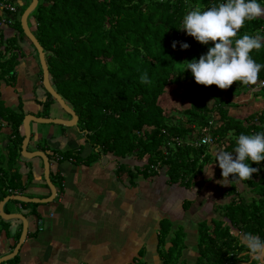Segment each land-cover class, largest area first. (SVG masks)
I'll list each match as a JSON object with an SVG mask.
<instances>
[{
	"label": "trees",
	"instance_id": "trees-1",
	"mask_svg": "<svg viewBox=\"0 0 264 264\" xmlns=\"http://www.w3.org/2000/svg\"><path fill=\"white\" fill-rule=\"evenodd\" d=\"M225 2L39 1L29 18L32 16L36 21L35 34L44 46L54 87L79 115L78 126L91 147V154L86 159L82 153L83 161L91 163L88 159L94 153L100 157L108 154L116 160L118 171L129 175L133 186L137 185L138 177L154 180L165 175L168 185L202 190L205 174L215 162L214 147L233 152L241 134L264 132V108L245 117H237L231 112L238 106L233 98L243 92H254L256 97L264 100V86H258L264 80V68L255 85L234 82L228 89L198 84L190 69L182 71L187 61H198L214 46L212 42L202 44L188 35L182 29L184 16L197 6L205 11ZM257 2L264 6V0ZM29 3L18 6L13 23L27 39L21 15ZM46 30L50 34L47 35ZM2 32L0 29V78L7 80L16 75L15 66L21 53L13 54L10 48L20 46V38L16 35L6 37ZM257 34L264 36V16L246 20L233 40ZM174 41L177 42L175 47ZM181 43H187L189 47L183 49ZM32 47L37 52L36 47ZM250 56L264 64V47L253 49ZM145 72L150 84L140 82ZM175 82L190 84L186 94L189 106L179 115H168L159 102ZM46 92L48 96L40 98V94L35 98L43 107L39 116H49L56 100ZM1 106L0 101V130L4 121L12 127L16 134L12 151L20 153L24 138L20 128L25 113L22 110L6 111ZM207 133L214 142L199 145L198 141ZM93 134L101 135L93 138ZM2 160L0 156V176L4 175L0 182L5 184L13 175L9 169L14 161L10 163L11 158H7L8 168L3 170ZM247 163L251 164V161ZM251 166L259 169L251 180L238 183L230 175L224 192L229 200L219 206V217L198 221L197 264H258L249 252L244 253L248 250L241 244L238 232H232L235 228L264 240V161ZM250 192L252 195L248 194ZM193 202L186 198L184 210H189ZM32 205L37 207L38 203ZM159 227L162 264H189L182 257L187 247L184 225L176 226L170 218H164ZM138 264L147 263L139 261Z\"/></svg>",
	"mask_w": 264,
	"mask_h": 264
},
{
	"label": "crops",
	"instance_id": "crops-1",
	"mask_svg": "<svg viewBox=\"0 0 264 264\" xmlns=\"http://www.w3.org/2000/svg\"><path fill=\"white\" fill-rule=\"evenodd\" d=\"M19 1L20 5L31 2ZM4 16L5 11L0 7V20ZM13 17L16 18V14ZM30 23L31 28L36 31L35 19H30ZM0 27L4 36L19 37L21 47L19 62L15 66L17 82L9 85L4 79L0 81V101L6 107L39 116L43 109L35 101V92L41 91L39 61L29 40L21 36L16 26L3 24ZM27 63L31 65L29 70L26 68ZM4 122L0 130L3 170L8 168L7 158H11L10 163L14 162L9 169L13 173L12 177L5 184L0 182V202L13 194L33 198L49 196L51 189L44 176L42 158H25L12 151V140L16 139V134ZM41 128V124L33 122L28 149L43 150L51 155V179L57 184L54 183L58 195L52 202L38 203L37 207L32 205L36 202L31 201L9 199L5 203L4 210L5 214H9L8 217L12 213H20L25 219H9L0 214V258L18 248L14 257L0 264H138L139 261L162 264L159 254V226L164 218H170L176 226H185L187 247L182 257L189 264L198 262V223L197 227L195 224L191 226V222L183 224L179 220L176 223V215L180 216L184 210V200L192 199L191 196L182 200L181 209H176V205L172 209L164 206L165 212L161 213L157 206L159 201L152 203L156 199L157 188L153 197L151 196V184L154 182L157 185V178L160 177L154 180L138 177L137 185L133 186L129 175L118 171L116 160L112 161L109 157L106 162L102 160V156L99 161L91 164L83 161L91 151L87 142L82 143V137L85 141L86 134L79 133L76 128L66 127L61 130L55 126L49 127L47 134H39ZM20 131L24 135L23 125ZM83 144L87 146L83 153L85 159L82 158L80 149ZM60 155L63 156L62 159L59 158ZM21 156L25 160L21 161ZM163 176L166 181V176ZM165 185L168 184L165 182ZM145 192L147 195H143ZM193 200L195 202L194 198ZM194 202L189 209L191 214L195 213ZM39 220L42 221L41 224L38 223ZM24 221L28 223V233L25 240L20 242ZM186 224L190 227L187 228Z\"/></svg>",
	"mask_w": 264,
	"mask_h": 264
},
{
	"label": "clouds",
	"instance_id": "clouds-1",
	"mask_svg": "<svg viewBox=\"0 0 264 264\" xmlns=\"http://www.w3.org/2000/svg\"><path fill=\"white\" fill-rule=\"evenodd\" d=\"M16 8L18 11V7ZM17 11L12 14L13 21L7 24L14 23L16 18L13 16ZM5 14L7 15L6 11ZM261 16H264V6L257 0H226L225 3L214 5L205 11H201L199 6L195 7L184 16L182 29L198 42H212L214 46L201 55L198 61H187L182 71L190 69L195 82L204 86L216 85L220 89H228L234 82L255 85L264 64L257 63L250 53L253 49L264 47V36L244 35L235 41L233 38L246 20ZM176 43L173 42V47ZM181 47L187 49L189 45L181 43ZM140 82L151 83L146 72L141 75ZM248 160L251 164L264 161V132L241 134L233 152L221 150L216 153L223 180H228L230 175L238 183L251 180L253 173H257L259 169L247 163ZM240 242L253 260L264 264V240L251 233H243Z\"/></svg>",
	"mask_w": 264,
	"mask_h": 264
},
{
	"label": "rangeland",
	"instance_id": "rangeland-1",
	"mask_svg": "<svg viewBox=\"0 0 264 264\" xmlns=\"http://www.w3.org/2000/svg\"><path fill=\"white\" fill-rule=\"evenodd\" d=\"M8 2L13 3L15 5V7H18L20 5L19 0H8ZM34 11L35 10H33L32 13H34ZM31 18H33V17L31 16ZM45 33L47 35L50 34V33H48L47 30L45 31ZM54 34L55 33H53V35ZM29 42H31V41H29ZM30 44H32V42ZM20 48H21L20 46H18V47L12 46V48H10V50L12 51L13 54L16 53L19 55L20 54ZM32 49H33V52H34L36 59L39 61L38 64H39V68H40L39 71H40V75H41L42 74V68H41V64H40V60H39V54L37 55L38 52H36V50H34L35 48L32 47ZM26 68L29 70L31 68V65L29 63H27ZM50 76H51V74H50ZM51 78H52V76H51ZM0 79L2 80V79H4V77H1ZM4 80H6V79H4ZM6 82L9 85H11V83H16L17 82V74L13 78H8L6 80ZM189 85H190L189 83H185V82H183V83L175 82V83L171 84L167 88L166 93L164 95H162L159 103L162 105V107L164 108L165 112L168 115H173V114L179 115L185 108H187L189 106V101H188V98L186 96ZM253 93L254 92H243L242 94L234 97L233 98L234 102H237L238 106L233 107V109L231 110L232 114H235L237 117H239V116L245 117L252 112H255V111H258V110H261L262 108H264V100L259 99ZM40 94H43L44 96H46V94H47L43 85H41V91L40 92H35V98H36V96H38ZM47 96H48V94H47ZM40 98H42V97H40ZM40 100H42V99H40ZM55 102H56V100L54 101V103ZM69 105H71V104H69ZM210 105H211V103H210ZM1 107H3L4 110H6V111H7V109H8V111H10L11 109L14 111L20 110V109L15 110L14 108H11V107L10 108L6 107V105L3 104V102H2ZM24 113H26L25 110H24ZM51 114H55L57 116L59 115L60 117H64V118H68V116H69V114H67L65 111H63L61 109V107L58 105V103L54 104V106L50 112V115ZM214 123H215V121H213V124ZM80 124L82 125V122H80ZM211 124H212V121H211ZM41 126H42V128H41V132L39 134H47V129L49 127H52V126L60 128L61 130L66 128V127H62L61 125H58V124L53 125V124H49V123L48 124H41ZM99 135H101V134H93V135H91V137L96 138ZM198 142H200V141H198ZM82 143H84L83 137H82ZM86 147L87 146L85 144H83L82 148H80V149H82V153L86 152V150H87ZM88 147H90V146L88 145ZM218 151H221V150L219 148H216V147H214L212 150V152L215 156V162L209 166L208 171L205 174V177H204L205 186L203 187L202 190H198L197 188H194L192 190H186L185 187L180 188L177 185H174V186L165 185V180H164L165 178L163 175L160 177V179L157 178V181L159 180L157 182V185L154 182H152V184H151V188H153L152 194H151L152 197H153L154 190L156 188L158 189V191L155 192L156 197H154V198H156V199L154 201H152V203H154L156 201L160 202V203L159 202L157 203V206H159V211L161 213L165 212L163 210L164 206H167L168 208L172 209V208H175V205H176L177 206L176 209H179V208L181 209L182 200L187 196H191L192 199L193 198L195 199V202H194L195 213L191 214L190 210L187 212H185V210H183V212L181 213L180 216L176 215V217L178 219V220L176 219V223H178L180 221H182L183 224H185L186 222H191V224H190L191 226H193L192 224H195V227H197V223L201 219H210L212 216L219 217V206L221 204H223L225 201L229 200V197H227L224 193L226 188L229 185V179L223 180V177L221 175L222 170L219 167L218 161H216V153ZM20 154H21V152L19 153V155ZM89 154H91V153H89ZM89 157L90 158L88 160L91 163L92 162L94 163L95 160L99 161V159L102 158L99 155H96L95 153ZM109 157H110V159H112V161L115 160L113 156H111V155L109 156L108 154L104 155L102 160L104 159V161L107 162ZM20 158H21V161L25 160L22 156ZM56 182H57V180H56ZM164 185H165V187H164ZM242 188H243V186H241V189ZM248 194L252 195L251 192ZM143 195H147L146 192ZM152 197H150V199H152ZM197 200H201V202H198ZM162 202H164V203L162 204ZM168 208H166V209H168ZM136 212H137V210H136ZM178 213H180V212H178ZM189 214H191V216H189ZM186 225H187L186 226L187 228L190 227L188 224H186ZM232 232L234 234H236L238 232L237 234H239L240 236L243 234L240 231L235 230V228H233ZM244 253H248V251H244ZM145 254L146 253H144V255ZM212 264H214V263H212Z\"/></svg>",
	"mask_w": 264,
	"mask_h": 264
},
{
	"label": "water",
	"instance_id": "water-1",
	"mask_svg": "<svg viewBox=\"0 0 264 264\" xmlns=\"http://www.w3.org/2000/svg\"><path fill=\"white\" fill-rule=\"evenodd\" d=\"M40 0H31L28 7L23 11L21 15V25L23 28L24 33L28 37V39L33 43V45L36 47L38 54H39V60L42 68V84L45 87V89L52 95L53 98L56 99V102L58 105L63 108L70 116L71 118H64L60 116H38L33 113H25L22 125L24 128V139L22 141V150L21 154L25 158H34V157H41L44 164V176L47 181V184L49 185L51 189V194L45 198H38V197H28L21 194H13L5 197L0 202V214L4 218H24L23 215L20 213H12L11 216L8 217L9 214H5L4 205L9 199H15L19 201H31L36 203H49L52 202L56 196L58 195V190L56 185L53 183L51 179V160L46 151L43 150H34L30 151L28 149V145L30 143L31 137H32V124L33 122L38 124H58L63 125L66 127H73L78 125L79 116L69 104L64 99V97L58 92V90L54 87L51 81L49 66L46 58V52L44 50V46L39 41L38 37L35 34V31L30 26V14L32 11L37 7ZM7 216V217H6ZM25 219V218H24ZM23 219V220H24ZM28 233V223L24 221V228L21 234L20 242L24 241ZM18 249V248H17ZM17 249H15L12 253L4 255L0 258V262L6 261L12 257L15 256L17 253Z\"/></svg>",
	"mask_w": 264,
	"mask_h": 264
},
{
	"label": "built area",
	"instance_id": "built-area-1",
	"mask_svg": "<svg viewBox=\"0 0 264 264\" xmlns=\"http://www.w3.org/2000/svg\"><path fill=\"white\" fill-rule=\"evenodd\" d=\"M0 2H1L0 3L1 9H3L4 11L7 12V15L4 16L0 20V25L10 23L11 21H13L12 14H14L17 11V8L13 4H11L10 2H6V1H2V0ZM258 86H264V80L261 81V83ZM213 142H214V138L209 133H207L201 137L200 142H198V143L200 145V144H205V143L211 144ZM59 158L62 159V156H59ZM38 223L41 224L42 221L39 220Z\"/></svg>",
	"mask_w": 264,
	"mask_h": 264
},
{
	"label": "flooded vegetation",
	"instance_id": "flooded-vegetation-1",
	"mask_svg": "<svg viewBox=\"0 0 264 264\" xmlns=\"http://www.w3.org/2000/svg\"><path fill=\"white\" fill-rule=\"evenodd\" d=\"M52 84H53V83H52ZM40 85H43V84H42V79H41V84H40ZM43 87H44V86H43ZM44 88H45V87H44ZM55 103H57V102H55ZM55 103L52 104L51 110H52V108H53V106H54ZM70 106L74 109V107H73L72 105H70ZM61 109H62L63 111H65L63 108H61ZM51 110H50V112H51ZM74 110H75V109H74ZM65 112H66V111H65ZM66 113H67V112H66ZM67 114H68V113H67ZM51 115H52V114H51ZM49 116H50V115H49ZM52 116H53V115H52ZM78 116H79V115H78ZM68 118H71V116L69 115ZM78 123H79V120H78ZM69 128H72V129H73V128H74V129L76 128V129L79 130V133H82V129H81L78 125H77V126H73V127H69ZM32 131H33V129H32ZM84 143L86 144V139H85ZM60 156H61V155H60ZM62 158H63V156H62Z\"/></svg>",
	"mask_w": 264,
	"mask_h": 264
}]
</instances>
